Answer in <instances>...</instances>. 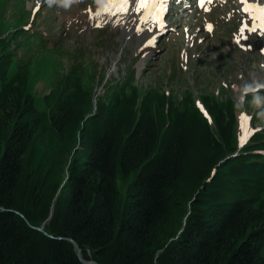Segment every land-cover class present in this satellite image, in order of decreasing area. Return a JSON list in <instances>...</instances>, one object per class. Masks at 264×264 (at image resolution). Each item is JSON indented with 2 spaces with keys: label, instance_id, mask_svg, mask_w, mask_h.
Segmentation results:
<instances>
[{
  "label": "trees",
  "instance_id": "16d2710c",
  "mask_svg": "<svg viewBox=\"0 0 264 264\" xmlns=\"http://www.w3.org/2000/svg\"><path fill=\"white\" fill-rule=\"evenodd\" d=\"M26 33L0 41V264H85L69 239L98 264H264L259 137L237 155L208 126L213 143L164 122L161 95L139 103L126 88L92 117L91 95L65 83L44 113L4 74L40 39Z\"/></svg>",
  "mask_w": 264,
  "mask_h": 264
},
{
  "label": "rangeland",
  "instance_id": "374dc122",
  "mask_svg": "<svg viewBox=\"0 0 264 264\" xmlns=\"http://www.w3.org/2000/svg\"><path fill=\"white\" fill-rule=\"evenodd\" d=\"M165 3L170 12L159 32V9L149 17L130 4L126 13L96 17L104 7L96 0H72L68 6L61 0H0V41L19 27L29 38H40L18 51L20 61L8 66L5 78L9 83L23 79L44 113L67 96L65 83L91 95L92 117L100 98L110 106L126 98V88L140 95L139 103L146 92L161 95L158 115L164 122L193 129L201 139L205 130L211 141L208 126L219 145L235 142L237 155L255 137L264 145V33L259 27L245 30L246 39L240 33L244 24L258 22L241 10L239 0ZM25 42L19 38L13 49ZM232 114L234 137L229 134ZM242 123L250 130L243 143ZM248 153L264 155V149Z\"/></svg>",
  "mask_w": 264,
  "mask_h": 264
},
{
  "label": "snow or ice",
  "instance_id": "6c2138e0",
  "mask_svg": "<svg viewBox=\"0 0 264 264\" xmlns=\"http://www.w3.org/2000/svg\"><path fill=\"white\" fill-rule=\"evenodd\" d=\"M61 2L64 4V6H68L72 0H61ZM96 2L98 4L104 5V7L95 12L96 17H100L104 14L115 15L117 11L120 13H126L129 10L130 4L133 5L137 12H140L141 9H143L149 17H152L157 9L162 7L164 0H96ZM211 2L212 0H208V3ZM239 2L241 5H243L241 10L248 13L253 21L258 22V24L253 23L251 26L244 24L240 29L241 37L246 39V37L243 36L245 30L254 32L257 31L258 27L261 33H264V6H261L264 5V0H259V2H256V0H239ZM200 3L201 6H203L204 0H200ZM204 10L208 11L209 9L205 8ZM255 13H258V15ZM96 26L99 27L101 25L97 24ZM209 30H211V26H209ZM237 42L239 43V41ZM245 119V117H242V120ZM241 127L242 131L244 132V136L241 138L243 143L250 130L246 129L243 123Z\"/></svg>",
  "mask_w": 264,
  "mask_h": 264
},
{
  "label": "water",
  "instance_id": "95a60500",
  "mask_svg": "<svg viewBox=\"0 0 264 264\" xmlns=\"http://www.w3.org/2000/svg\"><path fill=\"white\" fill-rule=\"evenodd\" d=\"M37 229H38L39 231H41V232H43V233L46 234V232L44 231V226L41 227V228H37ZM69 241H70L71 243L74 244V246H75V248H76V250H77L78 257H79V259H80L83 263H85V264H98V263L95 262V261H90V262H86V261H84V260H83V257H82V251H81L80 248L78 247V244L75 243L72 239H69Z\"/></svg>",
  "mask_w": 264,
  "mask_h": 264
},
{
  "label": "bare ground",
  "instance_id": "6f19581e",
  "mask_svg": "<svg viewBox=\"0 0 264 264\" xmlns=\"http://www.w3.org/2000/svg\"><path fill=\"white\" fill-rule=\"evenodd\" d=\"M256 2H258V0H256ZM165 4V0H164V3ZM164 7V5H162ZM261 6H264V5H261ZM160 14H161V9L159 8V17H160ZM258 14V13H257ZM146 16V15H145Z\"/></svg>",
  "mask_w": 264,
  "mask_h": 264
}]
</instances>
